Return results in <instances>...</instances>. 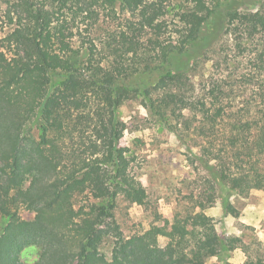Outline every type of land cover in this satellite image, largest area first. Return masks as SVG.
Segmentation results:
<instances>
[{
    "label": "trees",
    "instance_id": "trees-1",
    "mask_svg": "<svg viewBox=\"0 0 264 264\" xmlns=\"http://www.w3.org/2000/svg\"><path fill=\"white\" fill-rule=\"evenodd\" d=\"M166 1L0 0V264H236V251L264 264V243L220 234L206 213L220 199L239 217L231 198L264 191V61L240 80L221 71L264 38V0L251 12L189 0L177 44L162 38ZM102 19L120 25L96 37ZM132 100L207 173L184 213L154 211L126 236L120 202L150 210L121 145L119 110Z\"/></svg>",
    "mask_w": 264,
    "mask_h": 264
},
{
    "label": "rangeland",
    "instance_id": "rangeland-1",
    "mask_svg": "<svg viewBox=\"0 0 264 264\" xmlns=\"http://www.w3.org/2000/svg\"><path fill=\"white\" fill-rule=\"evenodd\" d=\"M236 1L242 12H251L258 7V0ZM188 3L189 0H168L165 2L168 14L164 17V21L167 23V28L164 29L162 38L167 43H179L176 34L180 25L179 15L182 8ZM6 7V4L0 2V31H2L1 26L7 20L5 17ZM119 23V21L110 22L109 19H102L94 28V36L103 37L101 34L107 36L106 32L116 30ZM85 34L87 36V33ZM250 51L244 52V55H233L232 53L233 64L228 68L223 67L221 71L224 70L225 74H231L234 79L238 80L241 77L253 75L257 63L261 60L264 61V38H257ZM214 57L217 58L218 55ZM212 65L209 58L202 71H198L197 76H194L195 80L206 79L211 73ZM221 71H218L216 76L221 75ZM261 71L256 76H259L262 81L264 70ZM251 92L256 93V90H251ZM119 114L128 126L121 145L128 147L135 156L134 173L139 177L149 194L150 210L148 211L138 205L120 202L117 219L124 234L131 236L143 232L148 227L152 221L151 213L154 211L170 220L175 213H184L188 207L189 195L193 192L198 193L207 171L199 164L192 165L188 158L190 154L184 144L169 130L162 129L149 115L141 101L127 102L120 108ZM197 151L198 149L194 150L195 153ZM231 201L239 210V217L226 215L220 199L206 210L208 215L215 218L219 233L227 236H239L245 242L256 240L264 243V191H253L246 197H232ZM21 215L24 219L34 217V214L25 210L21 212ZM163 243L164 240L161 239V244ZM110 251L109 246L104 249L108 255ZM230 260L241 264L245 260V255L241 251H236L230 255ZM208 264H219V262L217 259H211Z\"/></svg>",
    "mask_w": 264,
    "mask_h": 264
}]
</instances>
